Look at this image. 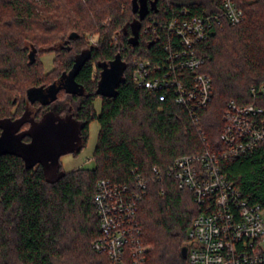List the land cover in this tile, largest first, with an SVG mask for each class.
Here are the masks:
<instances>
[{"label":"trees","instance_id":"16d2710c","mask_svg":"<svg viewBox=\"0 0 264 264\" xmlns=\"http://www.w3.org/2000/svg\"><path fill=\"white\" fill-rule=\"evenodd\" d=\"M131 1L0 0V5L13 11L12 17H0V120H16L33 109L34 120L40 121L45 113L56 110L55 102L29 103L27 90L59 80L72 68L75 57L90 49L91 58L76 76L84 91L62 89L55 101L68 98L67 106H73L74 115L83 124L80 150L74 154L87 145L91 122L99 123L92 168L64 171L50 180L42 165L28 167L15 153L0 155V264H110L108 256L93 245L101 232L94 202L96 184L100 179H110L134 186L138 176L146 182L138 214L142 241L148 247L146 264H188L182 248L188 246V229L199 206L193 193L180 187L165 170L180 155L222 146L223 114L230 101L264 107V0H241L245 17L239 24L233 25L222 16L213 19L208 37L197 42L198 53L205 58L201 71L212 79V101L199 109L198 119L172 97L161 100L159 91L137 86L132 60L144 56L147 49L151 57L155 56L157 41L142 33L143 25L152 17L163 15L165 9L171 14L181 8L193 15H220L221 0H159L157 12L151 10L141 21L136 46L129 43L131 23L138 19ZM107 18L108 24L104 23ZM19 28L59 31L61 36L45 45L35 34L17 33ZM88 29L100 33V43L81 47L84 30ZM72 30L81 37L70 40L61 50L39 52L66 54L62 71L49 81L30 85L22 99H12L11 107L17 106L16 111L8 112L11 100L1 92L4 82L16 76L25 56L27 68L37 66L39 55L29 64L26 43L49 47L66 40ZM115 35L118 44L114 43ZM117 53L127 63L125 81L116 96H101L96 93L103 69L100 63L113 60ZM98 98L99 111L94 104ZM30 126L26 121L21 130ZM30 139L26 136L23 140ZM223 168L242 195L264 209V142L225 161Z\"/></svg>","mask_w":264,"mask_h":264},{"label":"built area","instance_id":"2783aa9c","mask_svg":"<svg viewBox=\"0 0 264 264\" xmlns=\"http://www.w3.org/2000/svg\"><path fill=\"white\" fill-rule=\"evenodd\" d=\"M240 1L221 0L220 15H193L181 8L152 17L142 33L157 41L155 56L147 49L144 56L133 58L134 83L159 91L161 100L172 97L198 119L199 109L212 101V79L201 71L205 58L196 44L208 37L213 19L222 16L239 24L245 17ZM223 121L221 147L180 155L165 170L193 193L199 206L188 229L186 258L188 264H264V209L245 198L223 168L225 161L264 142V107L232 100ZM154 171L162 177L157 167ZM145 189L146 182L139 176L134 186L110 179L96 184L94 202L101 232L93 245L108 256L110 264H146L148 247L142 241L138 215Z\"/></svg>","mask_w":264,"mask_h":264},{"label":"water","instance_id":"95a60500","mask_svg":"<svg viewBox=\"0 0 264 264\" xmlns=\"http://www.w3.org/2000/svg\"><path fill=\"white\" fill-rule=\"evenodd\" d=\"M159 0H132V11L138 14V19L131 23L133 35L129 38L131 45H138L139 30L141 21L149 14L151 10L157 11ZM81 34L72 30L68 33L66 40H60L49 47H40L32 42H27L29 48V64H33L40 51L61 50L70 40L78 39ZM70 48V46H66ZM91 58V50L85 49L79 53L74 60V64L69 71L62 73L59 80L54 81L48 86H34L27 90L29 103L39 101L43 105H49L58 98L60 90L65 89L67 92H83L84 87L76 80L84 64ZM101 78L98 83L96 93L101 96L114 97L118 94L119 85L125 81V69L127 63L123 61L120 53L110 61L101 62ZM29 112L23 117L11 120L9 118L0 120L2 132L0 134V155L5 153H15L24 158L28 167L37 164L43 166L44 172L48 179L53 180L64 173L60 170L62 155L70 152H78L81 146L80 132L83 125L71 119L57 117L54 111L44 114L40 121H34L28 118ZM26 121L31 122L28 129L21 130ZM29 136L31 139L27 142L30 148L21 150L17 148V141ZM59 172V173H57ZM49 174H57L51 178ZM183 257L187 256V246L182 248Z\"/></svg>","mask_w":264,"mask_h":264},{"label":"rangeland","instance_id":"374dc122","mask_svg":"<svg viewBox=\"0 0 264 264\" xmlns=\"http://www.w3.org/2000/svg\"><path fill=\"white\" fill-rule=\"evenodd\" d=\"M88 0H84V2H87ZM8 7H4L2 4L0 5V17L6 19L8 17H12L13 11L11 9H6ZM5 13L3 14V12ZM109 20L108 18L105 19L104 23H107ZM108 24V23H107ZM17 33H32L35 34L38 42H45V45H49L54 43L55 40H58L61 36V32L59 31H52L49 33L44 32L40 29H34L33 31H28L23 28H19ZM84 38L82 39L81 47L83 46H90V45H98L100 33H94L93 30L88 29L84 30ZM39 43V44H40ZM114 43H119L118 37L115 35ZM78 46V45H77ZM39 55V54H38ZM37 55V56H38ZM66 54L64 56L58 55L55 51L50 52H43L38 57L37 66L34 68H27L26 62L27 57L25 56L24 64L20 63L19 67L17 69L16 76L7 81L4 82V86L1 88V92L8 94L10 97V103L7 105V110L11 113H14L16 111V107H11L12 99L15 97H19L22 99L26 95V89L32 85L34 82H44L49 81L52 78L56 77L63 69V63L66 59ZM14 89V90H13ZM60 98H64L65 94L64 92L60 93ZM65 101L68 100V98L63 99ZM95 108L97 111L100 109L101 99L98 98L95 101ZM29 118V115H28ZM30 119V118H29ZM28 127V126H25ZM98 131H99V123L97 120H94L90 124V134L89 139L87 142V145L82 148V150L77 153H66L61 156V169L64 171H70L76 168H92L94 166V159H93V152L97 143V137H98ZM17 148H20L21 150H28L30 146L27 144V141H17L16 143ZM59 173V172H57ZM57 176V174H49V177L53 178Z\"/></svg>","mask_w":264,"mask_h":264},{"label":"flooded vegetation","instance_id":"af4514ba","mask_svg":"<svg viewBox=\"0 0 264 264\" xmlns=\"http://www.w3.org/2000/svg\"><path fill=\"white\" fill-rule=\"evenodd\" d=\"M54 102H55V105L53 106V108H55L56 110H50V111H54V113L57 115V117L63 118V119L69 118V119L74 120V121L78 122L79 124L83 125L81 122H79L77 120V117L74 115L73 106L72 105L67 106L69 103L68 100L63 101V102H56V101H54ZM60 107L63 108V110L62 109L59 110ZM65 107H67L66 112H65V109H66ZM28 112H29V118L34 120V118H35L34 110L30 109V110H28ZM34 121H36V120H34ZM70 153H73V152H70ZM39 165H41V164H39ZM60 168H59V171H60Z\"/></svg>","mask_w":264,"mask_h":264}]
</instances>
